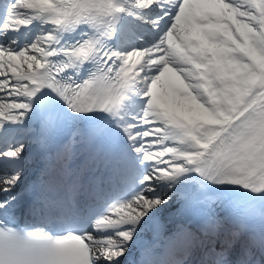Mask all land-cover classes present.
<instances>
[{"label":"snow or ice","instance_id":"1","mask_svg":"<svg viewBox=\"0 0 264 264\" xmlns=\"http://www.w3.org/2000/svg\"><path fill=\"white\" fill-rule=\"evenodd\" d=\"M37 157L50 264H264V0H4L0 191Z\"/></svg>","mask_w":264,"mask_h":264},{"label":"clouds","instance_id":"2","mask_svg":"<svg viewBox=\"0 0 264 264\" xmlns=\"http://www.w3.org/2000/svg\"><path fill=\"white\" fill-rule=\"evenodd\" d=\"M35 229H0V264H50V248Z\"/></svg>","mask_w":264,"mask_h":264},{"label":"bare ground","instance_id":"3","mask_svg":"<svg viewBox=\"0 0 264 264\" xmlns=\"http://www.w3.org/2000/svg\"><path fill=\"white\" fill-rule=\"evenodd\" d=\"M178 207H179V205H174L173 208H172L171 210H173V209H177ZM168 212H170V211H165V212L162 213V214H165V213H168ZM149 230H150V227H149L148 230L145 231V233L143 234V236H144L145 234H147V233L149 232ZM134 249H135V248H134ZM134 249H133V250H134ZM133 250H132V251H133Z\"/></svg>","mask_w":264,"mask_h":264}]
</instances>
